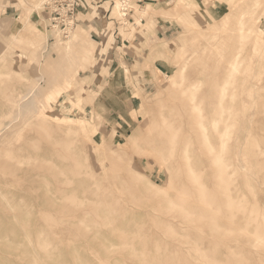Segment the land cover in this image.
I'll return each instance as SVG.
<instances>
[{
    "label": "rangeland",
    "instance_id": "rangeland-1",
    "mask_svg": "<svg viewBox=\"0 0 264 264\" xmlns=\"http://www.w3.org/2000/svg\"><path fill=\"white\" fill-rule=\"evenodd\" d=\"M45 1L46 0L20 1L23 12L22 15L19 16V19H17L18 17L16 16L11 18H2L0 16V68L4 63L7 69H9V67L10 69H16V66H22V71H24L25 74L27 72L30 82L33 81L31 83H38V89L41 94H46L66 80H70L72 75H74L72 87L66 89L67 91L62 90L60 93L53 96L51 105L44 113L52 119L49 120L51 122L49 124H52V127H60V130L57 129V131L56 129L52 130L48 128V126L51 127V125H46L45 127L36 119L31 120L30 123L27 124L19 119L13 126L14 131L12 127L10 128V132L13 131V138L11 137L10 139V141H13V144L7 140L8 143L3 141L1 146L2 148H7L18 145L24 147L25 145L27 150H32V154L37 151L38 155L44 153L42 156L39 155V159H48L49 156V160L53 158L54 160H52L57 167H61L65 157H68L67 142L69 139L65 136L66 134L64 131L70 128L77 130L76 132L78 133L75 132L76 135L71 134L72 138L77 140L74 145V151L76 153L78 152V155L83 152L88 155V160L86 162L84 160L86 154L85 156L81 154L83 163H89L92 165V170H96L100 173L99 178L103 180L102 183L110 188L112 195L119 199L120 205L116 211L111 212V218L113 219L111 224H92L93 228H90L91 231H89L90 229L87 231L84 227H81L83 229L82 231H78L77 228L79 226H73L66 222L67 217L69 218L70 216L62 213L60 208L56 209L55 207H49L44 204L46 193L44 187L40 183L42 178L39 176V174L43 173V168L40 166L43 160L41 161L37 158V162H41H38L39 164H36V162L34 166L26 163L25 165L23 164L24 166L21 165V170H19L17 174L12 172L13 170H0V186L7 195V198H9L10 203H14L15 205L13 208H10L11 210L0 206V264H31L34 256L35 259L37 256V259L40 260L36 264H54L55 262L62 264L64 261L63 264H76L75 262H77V264H125L124 262L127 260L128 262H126V264H140L138 263L139 261L137 262L135 260L139 257L132 254V249L127 246L129 238H136V240H139V244L142 241L141 244H143L144 241H146V243L148 242L146 247L139 246L138 244L136 248L139 252L141 251L143 253V257L150 261L163 258L167 255V258L174 257L176 259L178 257L174 262L169 261L170 264H215L216 262H213V257L217 256L216 258L220 259L224 264H229V260H227L225 256L228 252L226 246H224V244L223 246L216 245L214 233L207 223L201 222L202 224H198L196 221L190 219L189 222L188 219L186 220L184 217L180 216V211H169L168 209L170 208L162 201L165 200L167 196L175 195L174 188L176 186V182L172 174H170L172 171L168 170L163 161H158L152 157L146 159L133 155L132 164L136 166L138 173L143 179L141 180L138 177H134V180L125 181V178L123 179L125 173L121 175L116 169L118 162H122L117 153H120V151L122 152V148L125 153L131 154L132 148H128L127 145L124 148V146L121 145L125 143L124 138L118 140L117 147L114 141L115 136H113L111 131L116 128L119 133H122L121 131L128 133L136 128H141L143 133H145L147 129L145 121L147 117H151L153 111H148L145 119V115H143L144 104L148 101V103H153L155 105L159 98L167 95V87L164 88L162 83L166 78L165 73L170 74L174 72V67L180 63V60L176 61V57H178L177 52H179V47H181L180 45L187 41L188 37L191 35L195 37V41L193 40L192 42L191 40L190 45L189 42H186V49L184 48L186 51L185 56H189L190 54L193 55L196 53L193 52L198 50L196 53L197 55H194L198 57L204 50L206 53H208L209 50V56L204 52L206 55L201 53L199 59L209 58V60H212L220 50L229 52L230 42L226 36L229 33H233L230 32L229 29L238 27L240 17L243 11L247 9L249 12L245 13L247 16L244 19L245 25L257 32H255V36L253 35V40L250 41L251 44H248L250 45L248 46L249 51L247 52V56L250 54L247 61L249 65L247 66V64H245L243 71L240 73L239 91H241L240 89L244 91L242 90V92H239L236 100V127L233 132V137L228 143L227 156H230L228 157L230 160L232 158V163L228 162V164L233 168L236 165L235 168L239 169L236 179V184L238 183V185H236L235 190L241 195L245 193L249 200L245 198L250 201V205H256L260 209L259 213L264 214V190H262V188L264 189V185H262V183H264V0H258L259 4L256 8L252 6L254 0H196V4H193V6L188 5V0H128L129 6L126 10H121L116 6L117 0H97V4L92 7L87 16L84 15V13H87L86 10L79 14V24L72 29L70 33L71 38L73 32L83 23V19H93L95 17L93 20L100 21L101 17L104 16L103 21H106L105 26H107V28L102 33V37L98 39L99 42L93 41V51L84 59L87 63L86 69L83 71H75L82 65L78 57L79 54L77 53L81 52L78 47L79 45L70 44L69 50L62 47L63 45H60L66 41H70V38L69 36L65 37L59 28L56 30L50 25V14L44 6ZM36 5L37 7H35ZM255 10H257L256 16L262 14V18L260 20L257 19V22L255 21L256 23L253 21L254 17L251 16V13ZM123 11L125 14H123ZM142 11L148 14H143ZM25 12H28L27 16H24ZM33 13L38 14L37 18H32L31 15ZM27 20L30 21L27 23L29 26L24 28L26 32V35H24L25 40L19 36L20 38L18 37V39H20L21 45L12 42L11 39H13L14 35L22 28L23 22ZM116 30L118 31L119 37H117ZM23 34L24 33H22V35ZM17 36L15 37V41H17ZM28 36L30 38H35L37 42L42 44L43 48L40 47L41 44L37 46L41 48L40 52L42 53L39 52L38 64L32 62L30 53L31 49L34 50L35 46L30 45ZM87 36L89 38L90 33H88ZM183 37L185 41H183ZM212 40H216L213 42L217 44L215 45L214 43L213 46H210V41ZM256 40H258L260 44ZM85 41L86 45L90 44L88 39H85ZM187 45L189 46L187 47ZM203 45H208L207 49H204ZM209 47H213V49H208ZM44 48H47L45 52H43ZM154 48H158L161 51L160 53L163 52V56L159 54L161 57L152 59L151 54ZM187 48L191 50L190 54ZM253 48H257V51H253ZM215 49H218V51ZM33 56L36 58V54H33ZM78 60L79 63H77ZM156 60H161L164 67L158 69L156 67ZM124 62L127 63L131 71L129 75L124 73ZM22 63H24V65H22ZM172 64H174V67ZM194 64L196 63L194 62ZM194 66L201 67L200 64ZM190 67L192 68L193 64ZM83 68H85V66ZM130 76L132 79H130ZM32 78L35 79L33 80ZM112 79H114L115 85L110 87L109 84ZM241 79L243 84L241 83ZM78 84L81 85L80 93L72 91V88H76ZM135 87H137L138 90ZM247 89L248 92L245 91ZM101 93H105L104 95L107 101L106 110L96 109L94 105V100L98 97L97 94L101 96ZM240 94L241 96H239ZM248 94L250 99L246 96ZM240 109L242 111H240ZM98 110L103 115V118L99 117L102 120L97 117V113H99ZM242 119L246 120L243 121ZM31 123L35 124L33 125ZM23 124L27 126L24 127ZM18 125L20 126L19 128ZM47 135H49L50 138ZM247 137L249 139H247ZM19 138L20 140H17ZM255 143L257 144L255 145ZM35 146L39 148L36 150ZM40 148L41 150L44 149L42 150L43 152H41ZM238 148L241 150L239 151ZM87 151H89V154ZM242 152L243 154L241 157ZM260 153L263 154L261 155ZM52 155L54 156L51 157ZM61 159L63 160L60 161ZM248 160L250 163H244V161L247 162ZM240 162L243 163L241 164ZM252 162L253 164H251ZM255 165L258 169H256ZM252 167L256 170H251ZM79 174L80 173L75 175L69 174L72 177H76L73 186L79 188L78 194L80 197H82V195H87L90 199L92 195L86 193L84 187H80L79 177H81V175ZM243 175H245L246 181L242 179V177L244 178ZM208 177L209 176H206L205 179L207 180ZM247 178H249V180H247ZM260 179L263 181L261 182ZM149 181L159 187L160 190L152 188L150 184H148ZM248 181L250 182L248 183ZM245 184L249 186L247 187ZM7 185H9L8 188L6 187ZM242 185H245V187L243 188ZM251 187H253L255 192ZM40 189L42 192L39 193V191H41ZM57 196L59 198L60 193H58ZM250 197H252V199ZM2 203H4V201L0 199V204ZM61 203L62 201H57L58 206L61 205ZM88 203L90 205L92 204L90 202ZM90 205H88V207ZM18 213L22 216L20 217L17 215ZM15 214L23 220L26 216L27 220L25 219L26 221H23L18 217V222L13 221L12 215L14 216ZM103 214L104 213H102V215ZM165 215L166 217H164ZM131 219H136L137 224L134 221L130 223ZM14 222H16V225ZM22 222L25 225L26 223L28 224L26 228L25 226L22 227V229L19 228L20 225L23 226ZM17 223L19 227H17ZM169 226L171 229H169ZM173 228H175V230L171 233ZM36 229H38V231H43L44 229V231L48 233V239L51 241L49 247L55 245V248L52 247L53 250L51 251L53 254L49 256L51 261L46 260L47 256L42 253L40 254L39 250L36 253L34 251L38 249V242L35 237L38 232ZM176 230H178V232ZM25 232L27 234L29 232L31 238H29V240L31 243L33 242L34 245H31L28 237H25L27 235H25ZM188 232L190 233L188 234ZM85 233L89 235V238L85 239ZM9 236H12L13 239ZM3 237L7 239V242ZM234 237L227 242L232 245L233 251L237 252L236 257L242 260L244 262L243 264H248L249 262V264H264V248L261 249L260 246L254 244L251 236L236 234ZM10 238L11 242H8ZM158 243L161 247H159V249L156 247ZM1 245H3L4 249ZM214 246L220 248L216 249ZM19 247L20 249H18ZM21 248L24 249V251L21 250ZM209 248H211L212 251ZM215 249L216 251L219 249L218 255H214ZM14 250L17 255L13 253ZM49 250H51V248H49ZM206 250L210 252L208 253ZM67 252L68 256L64 254ZM32 253H34V255ZM206 253L209 254L207 257L204 256ZM76 254L78 255L76 256ZM124 254L126 256L125 259L122 258ZM53 257H55L56 260ZM69 259L73 261L71 262ZM85 259L86 261H91V263L88 261L86 262ZM211 259L213 260L211 261ZM54 260L55 262L53 263L52 261Z\"/></svg>",
    "mask_w": 264,
    "mask_h": 264
},
{
    "label": "bare ground",
    "instance_id": "bare-ground-1",
    "mask_svg": "<svg viewBox=\"0 0 264 264\" xmlns=\"http://www.w3.org/2000/svg\"><path fill=\"white\" fill-rule=\"evenodd\" d=\"M188 1H189L188 5H190V6H193V4L194 5L196 4V0H188ZM258 4H259V1L254 0V3L252 4V6H255V8H256ZM37 5L35 7H37ZM116 6H118L119 9H121V10L122 9L126 10V8H128V6H129L128 0H123V1L117 0ZM37 10H39V9H37ZM40 10H41V8H40ZM248 12L249 11L247 9H245L243 11V13L239 19V22H238V27H234V28L229 29L230 32H233V33H229L226 36L230 42L229 43V46H230L229 52H227L225 50V52H227V53H225V52H223L224 50L218 51V49H215L218 52L212 60H209V58L199 59V56L201 53L204 55L208 54V56H209L210 55L209 50H208V53H206L204 50V52L206 54L204 52H201V53L199 52L200 53V54L198 53L199 56L195 57L197 55L196 53L198 52V50H195L193 52V53L196 52L195 53L196 55L195 54L192 55V54H190L191 50H189V48H187L190 55L187 54L189 56H185L186 44L189 42V45H190V41L192 40V42H193L195 37H192L190 35V37H188L187 41H185V38L183 37V41H185L184 42L185 44L183 43L182 45H180L181 47H179V50H178L179 52H177L178 57H176L177 58L176 61L180 60L179 61L180 63L176 67H174V64H172V66L175 68V71L170 73V74L165 73L166 78H165V81L162 83L164 88L167 87V90H166L167 95L165 97H162V98L158 97L159 98L158 102L155 105L153 103H148V101H146L144 104L145 107L143 109V115H145V117H144L145 119H146L147 112L151 111V110L153 111L151 117L150 118L147 117V119L145 121V125L147 126L145 133H143L141 128H136L132 132H128V133H124V131H121L122 133H119L116 128L111 131L113 133V136H115V140L114 139L113 140L115 141L116 146H117L118 140L120 138H124L125 143L121 144V145H123L124 148L126 145L128 148H132L131 154H128L127 152L125 153L124 149H122V148H121L122 152L120 151V153H117V151H116V153L118 154V157L121 158L120 160H122V162L121 161L118 162V164L116 165V169H117L118 173L121 175H122V173H125V176L123 177V179L125 178L124 179L125 181L131 180L134 177H138L141 180L143 179V177L138 173L136 166L132 164L133 155H137L139 158L142 157V158L148 159L149 157H152L153 159H156L158 161H163L165 163L166 167L168 168V170L172 171V173H170V174H172V176L176 182V186L174 188L175 195L174 196H171V195L167 196L165 198V200H162V201H164L165 205H167V207L170 208V209H168L169 211H173V210H174V212H175V210L180 211V213H179L180 216L184 217L186 220L188 219V221L190 219L192 221H196L198 224H202L204 222L207 223V225L211 228V230L214 233V236L216 238V245L223 246V244H224V246H226L228 252L230 251L229 253L228 252L226 253L227 255L225 254L227 260H229V262H228L229 264H243L244 263L242 260H240L239 258L236 257L237 252L233 251L232 245L227 242L231 238H233L236 234H241V235L245 234V235L251 236L254 244H257V246H260L261 249L264 248V214L259 213L260 209L256 205H253V206H252V204L250 205V203H249L250 201H248L249 199H248V197H246L245 193L241 195L237 192V190H235L236 185H238V183L236 184V179L238 176L237 173H238L239 169L235 168L236 165L233 168L230 164H228V162H231L232 158L230 160V158H228L230 156H227L228 155L227 154L228 143L232 139L233 132L235 131V127H236V121H235V120H237L236 119V114H237L236 100H237L239 92H242V90H243V89H240L241 91H239L240 73L243 71L245 64H247L248 58L250 57L249 56L250 54H248V56H247V52L249 51L248 46H250L248 44H251L250 41L253 40V35L255 34V32H257L254 29H252L251 27H247L245 25L244 19L247 17L245 13H248ZM256 12H257V10H255L251 13L252 14L251 16L254 17V20H253L254 23L257 22L256 21L257 19L260 20L262 18V14L256 16ZM142 13L148 14L147 12H144V11H142ZM123 14H125L124 11H123ZM28 21H30V20L23 22L22 28L19 30L18 33H16L14 35V38L11 39L12 42H14L18 45H21L20 39H18L19 36L23 40H25L24 35H26V32L24 31V28L26 26H29L27 24ZM53 28H55V27H53ZM55 29L57 30V28H55ZM84 32H85L84 29L80 26L78 29L75 30V32H73V35L71 34L72 35L71 38L69 35L70 41H66L65 43L60 44V45H63L62 47H65L67 50H69L70 44H75V45L79 44V49L83 55V57H82L83 60L89 55V53H91L93 51V49H92L93 43H90L89 45L85 44V41L83 39L84 38V36H83ZM22 33H24V34L22 35ZM16 36H17V41H15ZM28 38L30 41V45L35 46L34 50L31 49V53H30L32 62L37 63L38 57H39V52L41 51L40 50L41 48H39L37 46L40 45L41 43L37 42L35 40V38H33V37L30 38L28 36ZM213 41H216V40L210 41V43L212 44V45L210 44V46H213L214 43H215V45L217 44L216 42H213ZM256 41L259 43L258 40H256ZM256 41H254V42H256ZM189 45H187V47ZM207 46L208 45H203V48L207 49ZM40 47H42V44ZM210 48L213 49V47H209L208 49H210ZM46 49L44 48L43 52H45ZM256 49L257 48H253V51H257ZM201 50H203V49H201ZM160 52L161 51L158 48H154L152 50V54H151L152 59H157V58L163 56L162 55L163 52L162 53H160ZM33 54H36V58H34L35 56H33ZM194 62L196 64H194ZM24 63H26V62H24ZM24 63H22V65H24ZM192 64H193V67H192L193 69L190 67V66H192ZM197 64H200L201 67L194 66ZM248 65H249V62L247 64V66ZM123 69H124L125 74H127V75L130 74L131 71L129 69V66L125 62H124V68ZM22 70H23L22 66L21 67L16 66V69H12V68L10 69V67H9V69H7L5 67V63L0 68V166H1L0 170H3V169L4 170H10V171L13 170L12 172H14L16 174L19 173V170H21L20 169L21 165H23V164L25 165V163L26 164H32L34 166V164L39 159V155H41V154L38 155V151L36 153L33 152L35 155L32 154V150L30 151L29 148H28L29 150H27V148H25V145H24V147L21 145H18V146H10L7 148H2V146H1L2 142L3 141L7 142V140H8L10 143L13 144V141H10L11 137L13 136V131H14L13 126L17 120L19 121V119H21L22 122L24 121V123H26V124L30 123L31 120L36 119V120H38V122L40 124L44 125L45 127H46V125L47 126L51 125V127H52V124H49V123H51L49 120H52V119H51V117H48L46 114H44L45 110H47L49 108V106L51 105V100H52L53 96H55L57 93H60L62 90L70 89L74 83V75H72L70 80L69 79L66 80L63 85L52 89L51 91L47 92L46 94H41L39 92V89H38L39 88L38 83L37 82L31 83L33 81L30 82V78L27 75V72L25 74L24 71H22ZM130 79H132L131 76H130ZM242 79H241V83H242ZM243 82H244V80H243ZM114 85H115L114 79H112L110 81L109 86L113 87ZM80 88H81V85L78 84L76 88L75 87L72 88V91L80 93ZM135 88L137 89V87H135ZM245 91L248 92V89ZM104 94L101 93V96H99L97 94L98 97L95 98V100L93 99L96 109L106 110L107 101H106V97ZM161 95H163V94H161ZM239 96H241V94ZM246 96H248V98L250 99L249 94ZM95 97H96V94H95ZM240 111H242V110L240 109ZM102 116L103 115L99 111V113H97L98 119H100L99 117H102ZM242 118H244V117H242ZM100 120H102V119H100ZM244 120H246V119H244ZM240 121H241V119H240ZM255 121H256V119H255ZM237 123H239V122H237ZM17 124H18V122H17ZM31 124H33V123H31ZM23 126H24V124H23ZM26 126H24V127H26ZM11 127L13 129L12 132H10ZM19 127L20 126L18 125V128ZM51 127L48 126V128H50L52 130H55V129L60 130L59 129L60 127L59 128H57V127L51 128ZM76 131L77 130H73L71 128L68 129L67 131H64L66 134L65 136H67L69 140L67 142V156L68 157H65V160L63 161L62 166L60 165L61 167H57V165L53 161L54 160L53 158H52L53 160L52 159L49 160V156H48V159H45V158L39 159L41 161L43 160L42 165L40 164V166H42V168H43L42 169L43 173L39 174V176H41V178H42L40 183L44 187L45 193H46L45 194L46 198H44L45 199L44 204L48 205L49 207H55L56 209L60 208V211L62 213L70 216L69 218L67 217L66 222L68 224H72L73 226H79L77 228L78 231L83 230L81 227H84L88 231L90 228H93L92 224H94V225L111 224L113 222V219L111 218V212L116 211L120 204H119V199L116 196L112 195L110 188L102 183L103 180H101L99 178L100 173H98V171H96V170H92V167H91L92 165H90L89 163H83V159H82L81 154H83V156H85L86 153L83 152V153H79V155H78V152L76 153L74 151V145L77 142V140L73 139L71 134H75ZM64 132H62V133H64ZM236 132H237V130H236ZM16 133H17V131H16ZM76 133H78V132H76ZM47 136H49V135H47ZM49 138H50V136H49ZM247 139H249V138L247 137ZM17 140H20V138ZM256 144L257 143H255V145ZM9 145H11V144H9ZM37 148H39V147H36L35 149L37 150ZM238 149H239V151L241 150L240 148H238ZM40 150H41V148H40ZM42 150H44V149H42ZM42 150H41V152H43ZM29 151H30V153H29ZM76 151H77V148H76ZM80 152H81V150H80ZM87 152L89 154V151H87ZM234 152H235V150H234ZM242 154H243V152L241 153V157H242ZM237 155H238V153H237ZM237 155H236V157H237ZM53 156L54 155H52L51 157H53ZM124 158H127V159H124ZM263 158H264V156H263ZM62 160L63 159H61L60 161H62ZM84 160L87 162V160H88L87 154H86V157L84 158ZM239 160H241V159H239ZM243 160H245V159H243ZM109 161H110V159H109ZM245 161H244V163H250L249 160L247 162H245ZM38 162L36 164L40 163V162L39 163ZM240 163L242 164L243 162H240ZM251 164H253V162ZM63 165H64V167H63ZM246 165H249V164H246ZM255 167H256V165H255ZM256 169H258V168L256 167ZM256 169H253V167H252L251 170H256ZM252 172H254V171H252ZM77 173H80L79 175H81V177H79L80 178L79 184L81 185L80 187L81 188L84 187L85 192L92 195V197H90V199L87 197V195H84V196L82 195V197H80L78 194L79 188H77V186L76 187L73 186V184H75L76 177L75 176L72 177L69 174L75 175ZM245 173H242V174H245ZM39 176H37V177H39ZM206 176H209L207 180L205 179ZM243 176H244V178L242 177V179H245V175H243ZM240 178H241V176H240ZM259 178H260V176H259ZM247 180H249V178H247ZM245 181H246V179H245ZM260 181H261V179H260ZM133 182H135V181H133ZM249 182L250 181H248V183ZM244 183H247V182H244ZM53 184H54V186H53ZM148 184H150V186L152 188L160 190L159 187H157L156 185H154L150 181L148 182ZM245 185L244 186L242 185V187L244 188ZM262 185H264V183H262ZM8 186L9 185H7L6 187L8 188ZM237 188H239V187H237ZM251 188L253 189V187H251ZM257 188H259V187H257ZM259 190H261V189H259ZM262 190H264V189L262 188ZM40 192H42V190L39 191V193ZM254 192H255V190H254ZM58 193H60L59 198L57 196ZM249 196H250V194H249ZM245 197L248 200H246ZM250 198L252 199V197H250ZM0 199H2L4 201V203L0 204V206L3 208H9L10 209V208H13L15 206L14 203L13 204L10 203L9 198H7V195L3 192V189L1 188V186H0ZM57 201H59V202L62 201L61 205L58 206ZM88 202H90L92 204L90 205ZM42 204H43V202H42ZM88 205H90V206L88 207ZM41 206H43V205H41ZM48 211H50V210H48ZM248 212L251 214H249ZM102 213H104V214L102 215ZM17 215H19V213ZM17 215L16 214L14 216L12 215L13 221L18 222L19 218L22 216V215H19L20 216L19 217ZM164 217H166V215ZM20 219H22V218H20ZM25 219H26V216H25ZM22 220H20V221H22ZM59 221H61V220H59ZM133 221L137 224L136 219H134V220L131 219L130 223H133ZM16 222H14L15 225H16ZM10 225H8V226H10ZM22 225L23 226L20 225V227H19V224H18L17 227L22 229V227L25 226V228H26L28 224L26 223V225H25L22 222ZM171 227L169 229H171ZM36 230L38 231V229H36ZM86 230H84V231H86ZM174 230H175V228H173L171 230V233ZM89 231H91V229ZM176 231L178 232V230H176ZM22 232H23V230H22ZM189 233L190 232H188V234ZM19 234H21V233H19ZM19 234H18V236L20 237ZM26 234L27 233L25 232V235ZM90 234H93V233H90ZM14 236H15V234H14ZM6 237H7V235H6ZM9 237H12V236H9ZM21 237H23V236H21ZM25 237H28V240H29V238H30L29 232ZM35 237H36V240L38 242V244H37L38 249L34 250L35 253L38 252V250H39L40 254L42 253V254H45L47 256V259L45 258L46 260H50L49 256H51L53 254V253H51V251L53 250L52 247H54L55 245L54 246L51 245L52 247H49V244L51 241H49V239H48V237H49L48 233H46L43 229V231L42 230L38 231L37 234L35 235ZM85 237L84 238L87 239V238H89V235L88 234L86 235V233H85ZM101 237H99V238H101ZM175 237H176V235H175ZM3 238H5V237H3ZM12 239H13V237H12ZM213 240H215V239H213ZM236 241H238V240H236ZM6 242H7V239H6ZM6 242H4V243H6ZM8 242H11V238ZM29 242H30V240H29ZM105 242H108V241H105ZM32 243L30 242L31 245H34V243L33 244ZM88 243H89V241H88ZM141 243L139 244V240H136V238H129L128 243H127V246H129L132 249V254H134L136 257H139V258H136L135 260L137 262L139 261L138 263H140V264H168V263L170 264L169 261L174 262L178 258V257L176 259L174 257L167 258V255H166L163 258L153 259L152 261L147 260L145 257H143V255H142L143 253L141 251L139 252L136 247L138 244H139V246L146 247L148 242L146 243V241H144L143 244H141ZM248 243H250V242H248ZM6 244H8V243H6ZM9 244H12V243H9ZM20 244H21V241H20ZM17 245H19V244H17ZM1 246L3 247V245H1ZM117 246H119V245H117ZM198 246H199V244H198ZM218 246H214V248L215 247H216V249L220 248ZM156 247L159 249L160 244L159 243L156 244ZM251 247H248V248H251ZM49 248H51V250H49ZM199 248H201V247H199ZM3 249H4V247H3ZM18 249H20V247ZM209 249L211 250V248H209ZM216 249H215L214 255H216L219 252V249L217 251H216ZM21 250L24 251V249H22V248H21ZM11 251H9V252H11ZM200 251H201V249H200ZM25 252H23V253H25ZM206 252L209 253L210 251L206 250ZM13 253L15 255H17V253H15V250ZM27 253H29V252H27ZM32 254L34 255V253H32ZM64 254L67 255L68 252L64 253ZM222 254H223V252H222ZM246 254H248V253H246ZM66 255H65V257H66ZM77 255L78 254H76V256ZM208 255L209 254H207V253L204 254L205 257H207ZM18 256H17V258H18ZM249 256H251V255H249ZM15 257H12V258H15ZM125 257L126 256L124 254V257L122 256V258L125 259ZM205 257H204V259H205ZM216 257L215 256L213 257L215 261L213 259H211V261L213 260L214 263L216 262L215 264L223 263L220 259H218ZM53 258L55 259V257H53ZM55 260L52 262L54 263ZM62 260H60V261H62ZM38 261H40V260L37 259V256H36V259L34 256L33 260L31 261V264H32V262H33V264H36ZM70 261L72 262L73 260H70ZM85 261H86V259H85ZM126 262H128V260ZM126 262H124V263L126 264ZM75 263L77 264V262H75ZM89 263H91V261ZM56 264H58V262Z\"/></svg>",
    "mask_w": 264,
    "mask_h": 264
},
{
    "label": "built area",
    "instance_id": "built-area-1",
    "mask_svg": "<svg viewBox=\"0 0 264 264\" xmlns=\"http://www.w3.org/2000/svg\"><path fill=\"white\" fill-rule=\"evenodd\" d=\"M97 0H46L44 6L49 16L50 25L59 28L68 37L79 24V14L92 9Z\"/></svg>",
    "mask_w": 264,
    "mask_h": 264
},
{
    "label": "crops",
    "instance_id": "crops-1",
    "mask_svg": "<svg viewBox=\"0 0 264 264\" xmlns=\"http://www.w3.org/2000/svg\"><path fill=\"white\" fill-rule=\"evenodd\" d=\"M20 1H24V0H0V16L2 18H11L13 16H16V17H18L17 19H19V16L22 15V12H23L22 4ZM90 10L91 9L86 10L87 13H84V15L87 16ZM27 14H28V12H25L24 16H27ZM37 15L38 14L33 13L31 16H32V18H37ZM103 18H104V16L101 17L100 21H98V20L95 21L92 18L83 19V23L81 24V27L85 31L83 34L84 41H85V39H88L89 43H91L92 41L99 42L98 39H100L102 37L101 36L102 33L107 28V26H105L106 21H103ZM88 33H90L89 38L87 36ZM117 37H119L118 31H117ZM85 43H86V41H85ZM77 53L79 54L78 57H79L80 63L82 65L79 66V69H77L75 71H83L86 69V63L87 62L82 59L83 55L81 52H77ZM77 63H79V60L77 61ZM84 66H85V68H83ZM156 67L158 69L164 67V64L161 62V60H156ZM64 83H62L61 85H63ZM61 85H59V86H61Z\"/></svg>",
    "mask_w": 264,
    "mask_h": 264
}]
</instances>
